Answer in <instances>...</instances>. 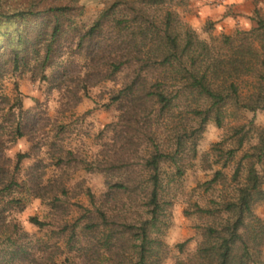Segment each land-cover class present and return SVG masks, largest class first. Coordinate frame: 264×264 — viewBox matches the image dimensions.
<instances>
[{
    "label": "trees",
    "instance_id": "obj_1",
    "mask_svg": "<svg viewBox=\"0 0 264 264\" xmlns=\"http://www.w3.org/2000/svg\"><path fill=\"white\" fill-rule=\"evenodd\" d=\"M184 2L115 0L78 38L76 46L87 60L86 80L93 79L94 72L103 80L124 74L110 97L121 126L115 129L112 148L117 158L102 165L100 172L106 192L126 198L125 213L120 220L98 207L87 210L83 231L90 241L100 236L99 245L108 256L89 264H162L168 247L161 236L173 204L168 185L193 166L208 122L223 127L229 115L238 118L244 111L264 110V15L256 9L250 29L202 39L174 6ZM71 8L67 4L0 8V79L10 62L13 70L26 68L32 61L43 71L49 67L65 32L62 15ZM43 16L49 19L28 25ZM206 25L210 31L213 22ZM245 78L252 80L246 94L241 89ZM18 107L21 118L14 112V139L25 135L21 101ZM255 129L256 144L244 149ZM140 141L149 149L139 158ZM28 156L30 152L17 154L15 171ZM201 159L204 169H213L215 164L220 168L199 186L204 191L221 186L224 194L211 205L195 203V210L208 217L200 228L202 240L193 253L174 264H264V219L255 212L256 205L264 202V170L260 168L264 126L256 128L254 119L232 126ZM226 168L232 169L230 176ZM4 172L0 164V173ZM13 185L17 180L11 178L8 187ZM90 199L95 202L92 192ZM136 209L137 219L127 216ZM31 221L46 225L36 217ZM77 237L73 227L70 242Z\"/></svg>",
    "mask_w": 264,
    "mask_h": 264
},
{
    "label": "rangeland",
    "instance_id": "obj_2",
    "mask_svg": "<svg viewBox=\"0 0 264 264\" xmlns=\"http://www.w3.org/2000/svg\"><path fill=\"white\" fill-rule=\"evenodd\" d=\"M114 1L0 0L3 10L34 4L41 8L51 4L72 7L62 15L65 32L53 63L43 71L33 61L19 70H13L10 62L8 72L0 79V164L5 169L0 173V264H89L92 260L108 257L99 245L100 236L90 241V235L83 231V216L88 209L96 207L114 215L115 219L121 220L125 213L126 198L108 194L105 177L100 172L102 165L117 158L112 148L117 134L115 129L121 126L118 125V110L111 104L110 97L124 74L116 80H103L94 72V78L86 80L87 60L76 44L81 33ZM183 1L184 4H174L182 17L193 0ZM259 11L264 15L263 8ZM46 17H39L28 25H39L49 19ZM212 22L210 31H206V24L193 28L202 39H208L210 34L218 36L237 28L246 29L240 25L221 29L217 22ZM5 58L7 56H3ZM251 81L245 78L241 83L244 94L252 89ZM19 101L24 110L22 129L25 135L14 139L17 125L14 112L21 118ZM252 119L256 128H262L264 110L244 111L238 118L229 115L223 127L209 121L200 136L199 156L193 166L179 180L169 183L173 204L168 207L164 233L160 235L168 247L162 264H174L196 250L202 240L200 228L208 217L197 212L194 205H211L213 199L219 200L224 194L221 186L210 191L199 186L220 168L215 164L213 169H204L202 154L213 143L224 139L232 126L249 124ZM257 136L256 129L251 131L244 149L256 144ZM148 149L146 143L138 142V157L147 154ZM20 152H30V156L24 158L19 170L15 171ZM260 168L264 170V164ZM118 170L113 171L114 179ZM224 172L230 176L232 169L226 168ZM11 178L17 180V185L8 187ZM230 189L229 186L228 191ZM90 192L95 195L94 203ZM255 212L264 219V202L256 205ZM127 216L137 219L138 210H132V214L128 212ZM32 217L46 225H36ZM73 227L78 237L70 242ZM181 243L184 246H179ZM262 260L264 262V246Z\"/></svg>",
    "mask_w": 264,
    "mask_h": 264
},
{
    "label": "crops",
    "instance_id": "obj_3",
    "mask_svg": "<svg viewBox=\"0 0 264 264\" xmlns=\"http://www.w3.org/2000/svg\"><path fill=\"white\" fill-rule=\"evenodd\" d=\"M264 10V0H193L183 18L194 28L217 22L221 29L240 25L249 28L253 25L251 16L255 10Z\"/></svg>",
    "mask_w": 264,
    "mask_h": 264
},
{
    "label": "built area",
    "instance_id": "obj_4",
    "mask_svg": "<svg viewBox=\"0 0 264 264\" xmlns=\"http://www.w3.org/2000/svg\"><path fill=\"white\" fill-rule=\"evenodd\" d=\"M220 2H223V1H225V0H219Z\"/></svg>",
    "mask_w": 264,
    "mask_h": 264
}]
</instances>
